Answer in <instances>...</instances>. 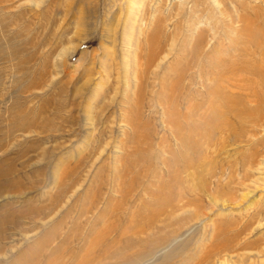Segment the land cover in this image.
<instances>
[{
  "label": "rangeland",
  "instance_id": "374dc122",
  "mask_svg": "<svg viewBox=\"0 0 264 264\" xmlns=\"http://www.w3.org/2000/svg\"><path fill=\"white\" fill-rule=\"evenodd\" d=\"M20 1H0V264H154L177 245L171 264H197L210 248L209 260L229 258L221 249L231 244L233 260L264 264V229L234 233L264 200V82L243 69L245 56L207 32L187 53L191 22L166 19L161 45L171 33L176 47L148 63L141 41V81L128 94L114 83L121 39L100 35L91 0L66 7L62 23ZM252 3L263 17L264 2ZM72 44L68 63L55 60ZM102 64L118 89L97 98Z\"/></svg>",
  "mask_w": 264,
  "mask_h": 264
},
{
  "label": "bare ground",
  "instance_id": "6f19581e",
  "mask_svg": "<svg viewBox=\"0 0 264 264\" xmlns=\"http://www.w3.org/2000/svg\"><path fill=\"white\" fill-rule=\"evenodd\" d=\"M23 1L31 4L34 8L36 7L35 11H39L40 14H45L44 19L47 18L48 21L52 20V21H57L60 23H62L61 21L67 15L66 10H65L66 7H73L77 2V0H21L20 2L22 3ZM253 1L256 3L258 0H91V2H92L91 7L92 8L94 7V11L93 12L90 11V12H92V13L98 12V11L102 12V13H99L100 16L96 13L93 14V15H95V19L101 25V31H100L101 36L103 35L105 38L108 36H111V38H112L113 36L117 35L118 38L121 39L120 42H122V45H121L119 50H121L120 53L123 54L124 60L122 59L123 63L121 65V70H122L121 71V77H120V79L116 78L114 80V83L116 82V84H117V83L121 82V86H123V88H124L123 92H126L129 94V92H131V90H135L134 87H136V84L141 81V75L142 74H141V70L138 67H139V65L140 66H142V65L137 64V59H136L137 52L141 51V47H140L141 41L145 43V46L148 49L146 52L147 56L145 55L146 56L145 58L148 59V63L151 61V58L149 60L148 56H153V57L157 56L159 54V52L163 51V53H164L165 52L164 50H166V49H167L166 52L168 54L169 49L171 51V50H173V47L175 46L176 36H174L173 34L171 36L170 35L171 33H169V39L171 40V43H168L169 44L168 48H166V46H164L163 44L161 45V42H164V41H162L163 39L161 40L160 38L165 37V33L164 32L162 33V27H163V29H165L166 27L164 28V26H167V25H165V22L169 23V21H167L166 19H171L169 24H172L175 27L176 24L174 25V23H177L176 20H177L178 16L179 17L180 16L186 17V20H184L182 18V20L186 21L185 23L191 22V23H188V24H191V27H190V25L187 24L188 29H190L192 32V33H190V36L187 35V33H186V35H187L186 37L189 36L191 39V40H188L189 38L187 39L191 43V45H189V47H188L187 53H192L195 51L197 52L198 49H201L203 46H201V43L199 44V42L204 39L205 35L208 36L207 33H209V36H211L210 38H215L216 40L219 39L220 41L221 40L222 41L228 40V42H227L228 46L227 47L230 50H232V51L234 50V53H236V54L238 52L239 56L241 54H243L242 57L245 56L244 61L241 62V63H243V69H245L246 71H249V73H251V75H253L255 80L258 79L259 81L264 82V16L262 17V15H261L262 11L261 12L258 11L259 7L255 6L254 3H252ZM261 1L264 2V0H261ZM81 2H83V1H81ZM168 2H169V4H168ZM21 3L20 4L18 3V4L21 5ZM98 5L101 6L99 10L97 7ZM26 7H27V4L25 5V8ZM30 7H28V8H30ZM91 7H90V9H91ZM202 7H204V8H202ZM2 8H3V6H2ZM16 8L19 9V7H16ZM34 8H33V10H34ZM54 9L57 11L53 12V11H55ZM59 9H60V11H59ZM90 9H88V10H90ZM203 10H206V12L203 13ZM18 12H19V10H18ZM24 12L22 9L19 13L23 14ZM24 14H26V12ZM170 14H172V15H170ZM86 15H87V13H86ZM22 16L25 17V15H22ZM77 18H79V22H80L83 17H82V15L81 16L79 15ZM80 18H81V20H80ZM203 18L205 19L204 20L205 23L203 21ZM180 22H181V18H180ZM76 23H75L76 25L74 27L75 30H74L73 36H76L75 34H77V31H78V24L79 23L78 22H76ZM163 23H164V25H163ZM203 23L207 24V27L206 26L200 27V25ZM169 24H168L167 28H170ZM183 24H184V22H183ZM193 24H194V26H192ZM202 28H204V29H202ZM204 33H206V34H204ZM67 35H70V33H68ZM192 35H193V39H192ZM73 36L72 35L69 36V37H71L69 39L70 40L69 45H71V41H72ZM69 37H67V39ZM104 37H103V40H104ZM81 40H83V39H81ZM206 40H207V38H206ZM238 42H240L243 45V48L241 50H240L241 47L239 46L240 43L237 44ZM178 43H177V45H178ZM248 45H251V46L253 45L256 49L254 51L252 49V51H251L249 49ZM58 49H59V51H57L54 55L55 60H58L60 63H62V65H65V63L69 62L68 59L72 54H74L75 50L77 49V46L72 44V46H63V47H59ZM225 49L228 50L227 48H225ZM254 52H258V54H255ZM164 55H166V54H164ZM229 61H231V60H229ZM232 62H234V61H232ZM60 63H58V64H60ZM235 63H234V65H235ZM56 64H57L56 62H53L54 66H56ZM226 64H228V62ZM147 67H146V69H147ZM230 67H232V63H229L228 69ZM102 68H103L102 71L105 74V79H104L105 82L103 84L102 83H98V84L96 83L97 85L95 86V90L93 91V93H97V95L95 94L96 95L95 97L98 98V95H99V97L102 96L101 94H103V96H104V92L106 90L105 88H111V90L113 91V96H114L117 92L118 87H116L114 84L112 86L111 81H109V78H107L108 77L107 71L108 72L110 71V67L109 66L107 67L106 65L104 66V64H102ZM88 79H90V81H91V78H86V81ZM118 80H120V81H118ZM105 86H107V87H105ZM108 90L110 91V89H108ZM74 91H75V95L73 94V96H76V94L81 92L80 88H75ZM109 95L110 94L108 93V99L110 98V100L112 101L114 99V97L113 96L109 97ZM73 96H72V98H73ZM92 96L93 97H91V100H93V98H95L94 94H92ZM261 98H262V96H261ZM229 101L230 100L228 99V102ZM105 104L102 106L103 108H101V111L104 109V107H107V106H105ZM108 104H109V102H108ZM88 106L86 105V107H85L84 114H86V115H84V114H82V115L85 116L84 118H86L87 122H85V124H87L89 126V128L91 127L90 129H92V131H93L92 125L95 122V120H94L95 116H94V112H91V108H89ZM233 106H236V105L234 104ZM66 107H67V105H66ZM129 108H130V106L128 107V109ZM232 108H236V107H232ZM259 112H260L261 117H262V115L264 116V114L261 111H259ZM101 113L103 114V112H101ZM237 113H238V111H237ZM127 115H128V112H126V110L123 109V111H121L120 116H119L120 122H121V120L130 121L131 118L129 120ZM97 116H98V114H97ZM100 116H99V118H100ZM240 117H242V116H240ZM112 123H114V122H112ZM99 124H101V123H99ZM106 126H107V123H106ZM94 127H96L95 124H94ZM103 128H105V127H103ZM88 133H90V134L88 135ZM88 133L85 136L86 139H88L92 135V132H88ZM182 143H185V142L183 141ZM187 145H189V144H187ZM0 190H2V188ZM251 205H253V204L249 203L248 206H251ZM240 223L241 224L239 225V228L234 232L236 234H242V233H244V231L247 232L246 234H250V233H252L253 230L258 229V231H259L261 229H264V200L259 202L258 207L251 208V209L248 208L246 210V214L243 216V221H240ZM184 244L185 243H183L182 245H184ZM201 245H202L201 243L197 244L196 245L197 249H200ZM179 246L180 245H177L174 247L171 246V248H168L163 255L161 253L160 255L162 257L157 262H154V264H171L169 262L171 260V256L174 254L176 255V253H174V252H176L178 250L177 248ZM234 246H235V244H231V246H226L223 249H221V251L225 250L224 252L226 253V257L228 256L229 258H224V259L218 258V260L217 259L209 260L210 255L212 256L214 254L213 250L217 251L216 248L215 249L210 248V250L203 251L202 255H204V256L200 255V256H202L203 260L197 264H227L226 259L227 260L231 259L234 263H236V261H238V263H240V264H256V261H257V263H258V260L260 261V259H258L256 261L251 260V259H247L248 258V257L246 258L247 255H245L243 253L242 254H239V253L236 254L235 255L236 260H233L232 257H230L231 256L230 254L227 255V252L231 251L232 249H233L232 251L234 252ZM179 250H180V248H179ZM202 250H200V251H202ZM200 251L198 252V250H197L193 254L189 253L190 255H188V253H187V255H186L187 259H189L190 257L194 258L195 255L197 257L198 253H201ZM151 252L152 251L150 249H148L147 255L151 256ZM217 253L218 252H215L214 255L218 256ZM220 253H222V252H220ZM193 255H194V257H193ZM152 256H154V255H152ZM158 257H160V256H158ZM172 257H174V256H172ZM245 258L247 259V261ZM134 262H136V261L134 260ZM114 264H130V262L129 261L128 262L123 261V262H116Z\"/></svg>",
  "mask_w": 264,
  "mask_h": 264
}]
</instances>
